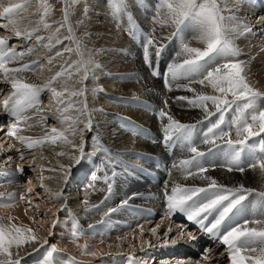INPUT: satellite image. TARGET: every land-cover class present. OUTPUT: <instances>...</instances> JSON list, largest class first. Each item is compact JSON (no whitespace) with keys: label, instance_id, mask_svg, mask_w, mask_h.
Wrapping results in <instances>:
<instances>
[{"label":"snow or ice","instance_id":"obj_1","mask_svg":"<svg viewBox=\"0 0 264 264\" xmlns=\"http://www.w3.org/2000/svg\"><path fill=\"white\" fill-rule=\"evenodd\" d=\"M28 2L29 0H24L23 3H10L4 6L0 11V17L8 20L9 25L16 28V37L23 36L26 40H31L34 33L40 30V26L45 30L52 28V25L47 23L45 19L49 16L52 6L48 4L47 0H39L41 14L37 26L30 31H21L18 22L12 17L18 11L25 10ZM235 2L238 6L240 0H235ZM80 3L81 0H63L62 20L56 22L58 26L52 35L47 37L48 43L44 45L51 51L53 47L63 43V40H68L71 43L57 51L55 57L62 58L64 53L75 52L79 59L74 62V65L65 60L64 64L61 65V70L44 84L28 82L23 77V73L35 71L39 62L34 61L32 64H24L21 67L8 66L23 57L26 52L31 53L32 49L27 48L24 52H17L14 46H8V38L0 37V73H3L5 80L10 81L13 89L11 95L3 100L5 112L15 118L8 128L7 135L22 143L27 141L28 148L44 143L55 145L62 142L69 144L79 153L78 156L70 157L77 164L85 157V142L81 139L79 144H75L69 139V134L82 136L85 129L76 127L80 123H84L88 130L92 128L93 121L86 95L88 90L86 87H82L77 91L69 92L67 88L58 91L54 84L66 73L70 76L73 66L76 73L82 74L80 83L93 75L94 69L100 67L93 58V51L84 47L75 37L70 22L71 12ZM127 9L126 0H111V14L117 22L127 13ZM83 11L85 14L87 13L86 2ZM225 11L231 12L232 9L227 7L224 0H158L154 7V15L151 18L153 24L161 28L173 29L170 35L179 38L181 41L180 51L176 54L178 59L168 66L165 87L168 91H172L174 81H187L180 87L194 95L192 97L179 96L174 99L186 101L190 107L201 109L204 113V119L209 123L206 130L202 132L200 143L208 145V153H213V155L216 154L213 150H218V153L227 163L228 171L244 172L246 167L253 169L259 167L264 171V145L260 146L259 151L262 153L260 156L254 157L243 165L241 164V154L245 150L252 153L256 151L255 146L249 145L248 141L264 133V107L260 103L264 100V92L259 91L250 82L246 71V62L238 59L241 53L234 43L237 36L250 32L251 28L240 24L234 15H224ZM128 19L131 22L132 17L129 15ZM0 27L7 26L0 24ZM61 29L67 31L63 40L57 35ZM187 30H192L195 33L194 39L202 43L203 48L192 47L184 41L182 34ZM154 31L155 29L144 36L142 44L143 60L150 68L152 67L151 50H154L155 56L159 57L163 49V45L153 34ZM129 34L133 39L137 38L136 32L131 29H129ZM35 39L41 43L45 37L35 36ZM71 44H75V48ZM53 59L54 57H49L48 62L51 64ZM65 64L67 67L64 66ZM152 75L157 76L159 73L153 71ZM194 84L210 87L213 94L197 91L192 87ZM45 90L50 91L57 103L63 105L59 109L63 122L69 121L70 118L64 115L69 110L75 111L78 115L71 118L67 128L58 130L53 127L46 131L44 137L33 139L18 135L23 130L20 125L26 123L24 113L39 104V97ZM74 97L78 99L73 100ZM163 104L164 106L157 115L162 121L164 144L171 147L173 144L179 143L185 147L187 152L191 153L189 158L182 159L174 167L182 172L185 179L196 177L208 181L204 187L185 186L177 183L171 188L170 193L166 186L164 194L169 213L176 211L183 213L188 221L199 225L203 232L218 238L220 243L226 246L230 264H264V192L257 193L260 200L258 206L255 207L260 213L259 216L254 214L251 219H244L242 222L235 220L234 218L238 214L244 212L243 201L253 190L245 189L243 186L226 188L211 177L205 176L204 173L208 171L204 165V158L207 153L199 150L195 143L197 124L179 122L168 110V101L165 100ZM209 105L214 111L210 110ZM229 112L232 113V118L226 120V115ZM212 116H217V119L212 121ZM164 121L166 123H163ZM233 130L235 131V139H232ZM2 147L3 145L0 144V148ZM57 155L63 156L65 153L58 152ZM63 167L61 165V168ZM17 171H22V169L18 168ZM92 179L97 180L98 177L94 175ZM104 182L108 184V191L110 192L111 184L107 176L104 177ZM55 195L59 198L61 193L57 192ZM19 199L24 200L26 197L21 195ZM15 202L14 194H12L7 198V203L2 206L13 207ZM127 203L125 200L122 205ZM84 204L87 208L88 201H84ZM115 211V208L109 209L104 213V216L107 217ZM210 217L211 219H209ZM13 220V217H9L7 223L0 220V264H27L25 256L32 254L29 247L33 251H38L39 247H43L48 242L47 240L41 242L32 228L23 225L18 226L12 222ZM104 222V219L99 221L101 224ZM53 227H55V222ZM139 227L142 236L143 226ZM150 231L155 234L156 228H152ZM79 232L80 230L74 226L71 233L74 240L79 239ZM180 235L183 236L184 233L181 231ZM189 238L196 239L195 236ZM26 245L29 247H25ZM83 247L86 248V246ZM87 254L97 255L94 251ZM132 259L130 256L129 260ZM36 264H76V261L72 257H62L59 254V249L50 246L43 257L36 261Z\"/></svg>","mask_w":264,"mask_h":264},{"label":"bare ground","instance_id":"obj_2","mask_svg":"<svg viewBox=\"0 0 264 264\" xmlns=\"http://www.w3.org/2000/svg\"><path fill=\"white\" fill-rule=\"evenodd\" d=\"M127 1L128 0H126V3ZM23 2L24 0H0V10L3 9L4 6L9 5L10 3H23ZM143 2L146 8L142 10V14L145 16H148V19H150L154 15V7L156 3L158 2V0H151V1L143 0ZM224 3L227 4L228 8L232 9L231 12L225 11L223 13L224 15L226 16L234 15L240 24L247 25L249 27L251 24L253 25V23L256 22L254 21L255 19H253L254 21L253 23H251L250 20L251 18H256L254 17L255 15L258 16L257 13L259 10L253 7L250 4L249 0H240L238 6L236 5L235 0H224ZM88 5L90 6V10H91L89 12V15L90 17H93L94 20L91 21L90 19H88L87 14H85L87 18H84V15H83L84 6H82L81 3L75 7L74 11H72L73 13L72 17L77 21V23L79 22L78 27H81V29H83L86 32L85 38L83 40L79 38V40L81 41L84 47L93 51L94 53L93 58L100 65V67L98 69H94L93 75H90L89 78L86 81H84V83H80V79H79L80 76H78L79 74L75 76L74 74L71 73L72 75L70 76L68 74H65L63 78H60L64 80L63 84L59 83L60 80L56 84H54V86L57 88L58 91L62 90L63 88H67L69 92L77 91L81 89L82 87H86L88 90L86 93L87 102H88V108L91 111V118H92L93 124H92L91 130H88L85 128V124L81 123V125H83L82 128L85 129L84 130L85 134H83L85 137L83 136L84 137L83 138L80 135L81 139H83L85 142L84 143L85 157L81 159L82 163L80 162L79 164H77L73 160L70 159V157L72 156L79 155V153L76 151L75 148H73L69 144H67V146L63 145L64 147H59V148L57 144L55 145L51 144L50 148L52 149H50L49 151L43 152L45 154L44 155L45 157H44V160L41 162L40 167L38 166L39 164L38 165H36L37 163L35 164V166H38L39 169H41V170H38V172H41L42 176L46 175V177H49V180L47 181L44 179L47 182L46 185L45 183H41V182L39 183L37 181L35 182V180L31 177V175H28L27 176L29 178L28 183L25 185L24 190H21L19 188H13V187L0 188V193L8 192L6 193L8 197L14 194L15 200L16 199L18 200V197H20L21 195H24L26 199L21 200V201L32 202L34 203L33 207L35 206V209H34L35 211H33V214H31V216H28V213H29L28 208L23 210L24 209L23 207L16 208L17 207L16 205H15L16 207L14 206L5 207V206H2L4 202H0V216L5 218L4 220H2L3 222L7 223L8 218L13 217L14 218V220L12 221L13 223L17 224L18 226L23 225V226L32 228L33 231L36 233V235L41 238V242H43L44 240H47V238L52 237V235L50 234H51V228L53 227V225L51 226V221L43 220V219L38 220L43 223L42 225L41 224L38 225L33 222V219L38 218V215L40 213L41 214L45 213L46 216H49L53 214L56 215L57 212H61L62 213L61 216L63 219H61L60 221L58 220V222L55 223V227H54V230L56 231L55 234L57 236L56 240L57 241L61 240L62 243L60 246H63V248H65L67 251H72L82 256H85L83 255L84 252H81L78 249L75 250L76 247H73V245L69 246L68 244L65 243L64 238L62 236L64 235V232H60V230L61 229L64 230L66 227V223H67L66 219H67L68 212H74L75 214H78L81 217L82 221L85 223L88 221H94L96 219H100L101 217H103L105 213V211L100 213V210H97L94 212L88 211V208H90L91 206L99 202V200L101 199L99 190H96L93 198L91 200H88L87 208L84 202L83 203L78 202L79 192L72 191L74 187L76 186V181L80 177L79 175L86 168V165H87L86 161L88 159V155L94 154L91 152L94 150H97V154H94V155H96L97 157L100 156V153L98 151V145L96 144V139L102 141L109 149L113 151H117L114 153L121 155V156H123L124 153H127L131 149H135L134 151H139L141 153H146V154H150V153H154L156 155L161 154V148H159V146L150 145L139 138L130 136L128 133L120 129L116 123V116L119 115L120 118L130 120L135 123L142 124L144 126H151V127L156 126L158 123H162V121L161 120L156 121L155 120L156 116L155 118L151 117L147 113H144L143 111L139 109L137 110L131 106L127 107L124 105L122 101L128 97L130 98L141 97V98H145L147 100L152 101L154 104H156L158 108H162L164 106L163 102L167 100L168 110L170 111L171 115L179 122L194 123V122H199L201 120H204V113L201 111V109L190 107L186 103V101H178L174 99L175 97H179V96L192 97L194 95L192 92L186 91L183 87H180V85L186 84L187 81L185 80L174 81L172 91H165V89L162 88L160 81H156L148 75L147 71L143 67L144 65L143 66L141 65V63L143 62L141 61L139 54H136V53H124V54L118 53L117 54V51L118 52L121 50L127 51L125 46L130 43L126 39L123 32L120 31L112 23L111 19L108 16L109 10L111 8L110 2H107L105 0H88ZM127 5H128V9L126 13L127 16L130 15L133 20L137 21L139 17L137 14L136 6L133 4L134 7H132V3L130 4L128 3ZM33 9H35V4L34 6H31V7H29V4H27L25 10L18 11L12 17V19L14 20H17V21H19V19L21 20L20 24L18 23L21 31H25V30L30 31L32 28L37 26L38 21H36L33 18L34 15H31L32 12H34ZM94 10H99L101 11V13L99 12L94 13ZM126 14L123 15V17H125ZM99 16H100V19L102 18L101 21L100 19H98ZM73 18H70V19H73ZM98 20L102 22L101 25L96 23L98 22ZM260 21H262V19ZM259 22H257L256 24H254V26H252L250 32L237 36L234 39V43L239 48L240 53H241L238 59L246 62V65H247L246 71H247V75H248L250 82L259 91L264 92V48H263L264 47V34H263L264 33V20L262 24H259ZM145 24L149 26L152 32H153V29H155L154 35L156 36V38L159 40L161 44L168 43L169 40L172 39V36L170 35V33L171 31H173V29L169 27L161 28L158 25H154L153 22L151 21L148 22V20H145ZM74 27L76 29V26ZM47 31L48 30L43 29V27L41 26L38 33L43 34L44 32H47ZM76 31L74 30L75 32L74 34L77 33ZM255 33L257 34L262 33L263 40L261 42L260 41L254 42V39H256L257 37L256 36L257 34ZM182 35H183L184 41L189 43L190 46L200 47V48L204 47L202 43H200L197 39H194L195 33L192 30H187ZM0 37H4V36L0 35ZM5 37L9 38V35L8 37L7 36ZM14 37L12 38L14 39ZM18 43H22V41H19ZM70 43L71 42H67L66 40H64L63 43L56 45L55 47L51 49V51L50 50L48 51L47 56H46L47 58L46 61H49V57H54L52 61V66L49 69L50 74H52V76L55 75L56 72L61 70V65L64 64L65 60H67L71 64L73 63L74 65V62L79 59L78 56L75 54V52L64 53V56L62 58L55 57V53L57 51L62 50L65 46L69 45ZM40 44H42V42ZM71 46L75 48L74 44H71ZM169 48L171 50L166 54L165 61H163L160 64L161 68L167 71H168V66L172 62L178 59L176 54L180 51V46L177 47L175 43H171L169 45ZM260 48H263V49L258 51ZM151 51H152V56H153L154 50H151ZM128 56H131V59ZM35 60H39V56L37 55V53L36 55L30 56V54L26 52L22 58H19L17 60L16 64L19 65V64H23L28 61L34 62ZM116 62L118 63V66L115 67L114 64ZM64 66L67 67L66 64ZM42 72L40 73L39 68H38V69H35V71L23 73V77L28 82L43 84V82H41V80L38 79V78H43V76L40 77V75H42ZM104 72L106 74H104ZM128 72H138V74L140 75V79L138 83L140 84H137L136 81H131L134 78H136L135 75H130L129 80H128V75L123 74L122 76H119L121 75L120 73L128 74ZM44 73L46 72L44 71ZM113 76H119V77L117 79L115 78L111 79ZM2 80L7 81L5 80L4 77ZM111 80H119L121 82L113 83ZM7 82H10V81H7ZM0 84H2L3 86L5 85L4 83H0ZM136 84L138 86H136ZM3 86L0 85L1 88H3ZM192 87L195 88L197 91L204 92L206 94H213L210 87H203L199 84H194L192 85ZM103 93L106 94L107 96H105ZM109 95H111L109 100H111L112 103L106 100L108 99L106 97H109ZM77 99L78 98H75V97L73 98V100H77ZM118 99H120L119 104L117 103ZM260 103H261V106L264 107V100L260 101ZM61 107H63V105L58 104V108L60 109ZM209 107H210V110L214 111L211 105H209ZM51 111L53 110L48 109L47 106L43 104L42 106L39 107V111L37 112L36 115L37 116L40 115L41 120H43L44 122L47 119H49L50 122L53 121V123L56 121V119L58 118L60 119L62 117L60 111H59L60 112L59 117L55 115L57 112L53 114ZM156 111L158 110L156 109ZM76 114L78 115V113H76L75 111L69 110L64 115L71 119L75 117ZM107 116L110 118H108ZM61 119L63 120V117ZM69 123L67 122L65 123L62 121L63 125L59 126L60 128H58V130H63L67 128ZM163 123H166V121H164ZM43 126L45 127V125ZM51 127H53L52 124H51ZM51 127L49 129H51ZM41 128H43L42 125H41ZM48 128L46 129V131L49 130ZM37 132L38 130H31V132L21 131L18 134L22 136L27 135L30 137L32 135L38 134ZM1 133L2 134L4 133L3 129L0 130V134ZM91 133H92V136L89 137ZM10 138H13V137H10ZM235 138H236L235 131L233 130L232 139H235ZM5 139L6 138H4L3 140ZM91 139H93L94 146L91 144V141H90ZM15 140L16 141H14V144L12 141H10L12 142L14 147L16 148L19 147L15 150L23 151V147L26 141L22 143L17 139ZM61 143L62 142H60V144ZM79 143H75V144H79ZM207 147L208 145H205L201 148V150H204ZM5 151L0 149V156H1V153L4 152L2 154H4V158L5 157L7 158V159L5 158L6 161L8 160L6 163L11 164V159H13V156L11 155L12 152L7 153ZM12 151H14V149ZM58 152H64L65 155L58 156L57 155ZM179 152L180 151H175V155H177ZM189 155L190 154H185L183 155V157H187ZM46 157H48V159ZM21 161L22 160L20 159L18 161V164L21 163ZM132 161H135V160H132ZM25 163L27 165L29 164L31 165L23 166V167L31 168V166L35 163V161L30 160ZM61 165H63L64 167L61 168ZM167 167H171L170 164H168ZM173 172H175V170H173ZM24 175L25 174L23 172L22 176ZM204 175L207 177H211L218 184L223 185L226 188H239L240 186H243L245 189H252L253 191H257L258 193L264 192V171H262L259 167L255 169L249 167L245 169L244 172L228 171L227 169H221V168H216L213 170L208 169V171L204 173ZM172 177H178L179 180H177L176 178H172ZM168 178H172V180L175 181L171 183L173 186L179 183L181 185L194 184V185H198L199 187H203V186H206L208 183V181L202 180L196 177H188L187 179H185L183 178V174H180V173H172L169 177H165L164 180ZM118 183H119L118 184L119 192H122L124 194L121 200H124L126 197L134 193L136 191L135 189L145 186L143 184L135 183V187L133 189L128 190L126 186L120 184L121 181H118ZM150 188H152L153 190L157 189L156 186H151ZM27 191L30 194L26 195ZM57 192L61 193L59 198H57V196L55 195ZM19 194L21 195L18 196ZM253 195L254 194H252V196ZM259 200L260 198L256 196V200L253 202V209H252L256 212L257 216H259L260 213L255 206H258ZM108 205L110 206L109 202H108ZM26 212L28 213L26 214ZM94 217H96V219ZM54 220H55V217H54ZM161 220L162 222L160 223V226H157L158 224L155 226L156 230H158L159 227L162 228L166 226L167 230L164 236L172 234V237H174V239L179 244L186 245V242L181 237L178 228L173 227L170 229L169 220L166 218L161 219ZM72 224H74V221L72 222ZM146 224L145 223L142 224L143 235H144V232L147 231L148 228L150 227V225H146ZM33 227L38 228L40 232L37 231L38 232L37 233L36 232L37 229ZM132 232H131L132 237L133 238L137 237V241L139 245H141L143 241V237H142L143 235L141 236V229L139 228ZM159 232H156V234L152 236L151 238L152 241L151 239L150 240L148 239V241L147 240L145 241V245L148 246V247L146 246L148 249L147 252L136 251L137 252L136 254L151 256L150 260H152V258L156 256V254H160L161 249H163L164 247H167L169 244L163 245V246H160L161 243L155 244L156 242L160 241L158 239ZM121 236L123 237L124 235H120V237ZM114 237H111L108 241H105V242L94 243L95 241H90L91 244L88 242L87 252L88 253L93 252V251L96 252L97 255L94 256V259H97V261H103V262L106 259V255H111L114 253L120 254L115 250V247L111 245V242L114 241ZM164 239H167V238H164ZM77 242L79 243V245L83 243V241H80V242L77 241ZM181 245L179 247H181ZM25 247H29V246L26 245ZM44 247L45 245H43V247H39L38 251H33L29 247V251H31L32 254L25 256L26 262L30 263L33 260H35L34 256ZM119 249L122 250L121 248ZM166 250L167 249L165 248V251ZM224 259L225 258H222V257L218 258L217 254L212 253L209 255V257H207L206 261H208V264H222ZM157 262H160V261H157Z\"/></svg>","mask_w":264,"mask_h":264},{"label":"rangeland","instance_id":"obj_3","mask_svg":"<svg viewBox=\"0 0 264 264\" xmlns=\"http://www.w3.org/2000/svg\"><path fill=\"white\" fill-rule=\"evenodd\" d=\"M250 1V0H249ZM47 2H48V4H50L52 7H51V11H50V14H49V16L48 17H46L45 19H46V22L47 23H49V24H51L52 25V28L51 29H48V31L47 32H44L43 34H40V33H38V32H36V33H34V35H33V39H31L30 41H31V43L29 44V46H28V48H31L32 49V51H33V49H34V51H33V55H36V53H37V55L39 56V59H41V61H42V63H40V65L42 66H38L36 69H38L39 68V71H40V73L42 72V75H40V77H42L43 76V78H38V79H40L41 80V82H43V84L44 83H46L50 78L49 77H51L52 76V74H50V67L52 66V63L50 64V63H48V61H46L47 60V58H46V56H47V53H48V51H49V49L47 48V47H45L44 45L45 44H47L48 43V41H47V37L49 36V35H52V33H53V31H54V29L58 26L57 25V23L56 22H58V21H61L62 20V16H63V14H62V8L64 7V4H63V0H47ZM85 2H86V5H87V16H88V19H90L91 21L92 20H94L93 19V17H90V15H89V12L91 11L90 10V6L88 5V0L87 1H85V0H82L81 1V4H82V6H84L85 7ZM28 4H29V7H31V6H34V4H35V9H33V11L34 12H32V14L31 15H34L33 16V18L36 20V21H39V19H40V14H41V10L39 9V0H30L29 2H28ZM84 4V5H83ZM89 6V7H88ZM37 7V8H36ZM83 7V8H84ZM37 9V10H36ZM36 12V13H35ZM101 13V11H99V10H94V13ZM72 12H71V17L70 18H73L72 17ZM84 15V18H87V16H85V13L83 14ZM96 15V14H95ZM125 17H128L127 16V14H126V16ZM254 17H256V18H251V23H253L254 21H256V22H254L253 23V25L251 24L250 25V28H252V26H254V24H256L257 22H259L261 19H262V21H260L259 22V24H262L263 23V20H264V13H262L261 15L260 14H258V16H254ZM259 18V19H258ZM74 19V18H73ZM73 19H70V21H71V23H72V26H73V28H74V30L76 31V29H77V33L75 34V37H77V39L79 40V38H81L82 40L85 38V36H86V32L83 30V29H81V27H78V25H79V22L77 23V21L74 19V21H73ZM87 19V20H88ZM98 19H100V16H99V18ZM253 19H255L254 21H253ZM257 19V20H256ZM102 20V18L100 19V21ZM17 21V20H16ZM20 19H19V21H17L19 24H20ZM99 20H98V22H96L97 24H102V22H100ZM100 22V23H99ZM148 22H150V21H148ZM3 25H6L7 27H3L2 28V30L0 29V35L1 36H7L8 37V35H9V38H11V40L13 41V43L14 44H16V46H18V48L19 47H21L22 45H23V43L26 41V39L23 37V36H21V37H19V39L15 36V31H16V28H14V27H12V25H9V23H8V20H4L3 21ZM6 23V24H5ZM75 23H76V25H75ZM74 26H76V29H75V27ZM41 27V26H40ZM20 28V27H19ZM11 31V32H10ZM14 31V32H13ZM79 32V33H78ZM2 33V34H1ZM75 33V32H74ZM84 33V34H83ZM14 34V35H13ZM38 34V35H37ZM255 34H257V33H255ZM262 34V33H261ZM261 34H257L256 36V39H254V42H256V41H262L263 40V37H262V35ZM264 34V33H263ZM11 35V36H10ZM58 36H59V38L60 39H63V37L64 36H66L67 35V32H66V29H61V31H60V33L59 34H57ZM15 36V37H14ZM35 36H43V37H45V40L42 42V44H40V43H38L37 41H36V39H35ZM82 36V37H81ZM12 37H14V39L12 38ZM19 41H22V43H18ZM64 41V40H63ZM67 42H70V41H68V40H66ZM80 41V40H79ZM37 42V43H36ZM81 42V41H80ZM75 45V44H74ZM126 47V49H127V51H125V50H121V51H117V54L119 53V54H124V53H136V54H138V51H136L133 47H131V45L130 44H128V45H126L125 46ZM45 48V49H44ZM130 48V49H129ZM264 48V47H263ZM263 48H260L258 51H260V50H262ZM25 50V49H24ZM130 50V51H129ZM128 57H130V59H131V56H128ZM79 58V57H78ZM45 64V65H44ZM73 64V63H72ZM44 65V66H43ZM133 65H134V63H133ZM141 65L143 66V63H141ZM114 66L116 67V66H118V63L116 62L115 64H114ZM75 67L73 66V68L71 69V73L72 74H74L75 76H77L78 74V76H80V80H81V75L82 74H80V73H76L75 72ZM47 70V71H46ZM44 71L46 72V73H44ZM47 74V75H46ZM66 74H68V73H66ZM104 74H106L105 72H104ZM121 75H119V76H122L123 74L124 75H128V80H129V77H130V75H135V77L136 78H134L133 80H131V81H136V83L137 84H140V83H138L139 82V79H140V75L138 74V72H128V74L127 73H120ZM51 75V76H50ZM119 76H113L111 79H117ZM47 78H49V79H47ZM1 80L3 79V77L2 78H0ZM44 79V80H43ZM61 82H60V81ZM58 81H59V83L61 84H63L64 83V80H62V79H59ZM113 83H118V82H121V81H119V80H111ZM83 83H84V81H83ZM136 84V86H138ZM59 85V84H58ZM1 88V87H0ZM10 92H11V89H10V87H9V89L8 90H5V92H4V94H2V97L0 98V100H2V99H7L8 97L7 96H10ZM6 93H7V95H6ZM50 94H52L51 92H49V95ZM104 94V93H103ZM4 95H5V97H4ZM105 96H107L106 94H104ZM110 97H111V95H109V97H106V98H108V99H106V98H104V99H106L107 101H109V102H111V100H109L110 99ZM136 97H133V98H130V97H128V98H126L125 99V101H127V100H132V99H135ZM141 98V97H140ZM53 100H55V103L53 102ZM49 101V102H48ZM124 101V102H125ZM123 102V103H124ZM1 103V102H0ZM47 103H49V104H52V106L51 107H48L46 104H44V105H46L47 106V108L48 109H50V110H53V111H51L53 114H55L56 112V114L55 115H57V117H59V108H58V103H56V99L54 98L53 99V97L52 96H49L48 97V99H47ZM112 103V102H111ZM117 103L119 104L120 103V99H118V101H117ZM54 105V106H53ZM121 106V105H120ZM54 107V108H53ZM128 107V106H127ZM126 108V107H125ZM55 110V111H54ZM137 112H139V111H137ZM77 116V114L75 115V117ZM75 117H73V118H75ZM108 117V116H107ZM62 118V117H61ZM60 118V119H61ZM108 118H110V117H108ZM56 119V118H55ZM59 118L58 119H56V121L53 123V121H51L50 122V120L49 119H47L46 121H48L49 123H45L43 120H41V116L40 115H38V116H36L33 120H31V122H33L34 124H36L37 125V127H35L36 129H34V130H38V129H40L41 128V125H42V127L44 128V126L43 125H45V126H50L51 127V124H52V126L53 127H55L56 129H58V128H60L59 126H62L63 124H62V121L60 120ZM59 120V121H58ZM61 121V122H60ZM71 121V119H69V121L67 122V123H69ZM36 122V123H35ZM44 122V123H43ZM66 123V122H65ZM40 124V125H39ZM65 125V124H64ZM78 125H79V127H78ZM76 127L78 128V129H81L82 128V126L83 125H81V123L80 124H78ZM49 127V128H50ZM53 127H51V128H53ZM43 128H41V129H43ZM48 128V129H49ZM83 129V128H82ZM50 130V129H49ZM29 132H31V131H29ZM38 133V132H37ZM4 134V133H3ZM5 134H7V133H5ZM39 134V133H38ZM83 134H85V131L83 132ZM82 134V137L84 136ZM19 135V134H18ZM25 135V134H24ZM30 135V134H29ZM70 135V134H69ZM22 136V135H21ZM27 135H25L24 137H26ZM79 136V137H78ZM92 136V133L90 134V136L89 137H91ZM131 136V135H130ZM3 137V136H2ZM1 137V138H2ZM27 137H29V136H27ZM85 137V136H84ZM83 137V138H84ZM88 137V138H89ZM0 138V139H1ZM9 139V140H8ZM69 139L70 140H72L74 143H79V141L81 140V136H80V134L78 135H70L69 136ZM77 140H79V141H77ZM7 141V142H6ZM10 141H12L13 142V144H14V141H16L15 139H13V138H10V137H7L5 140H0V144H2L3 145V147L2 148H0L1 150H6L5 152H7V153H11V155L13 156V159H11V163H15V162H17L18 163V161L21 159V156H23V159H21L22 161H21V163H19V165L21 164V165H23V166H29V165H31V164H29V165H27L25 162H27V161H30V160H34L35 161V163L31 166V168H28V167H23V171L25 172V173H27L26 175L28 176V175H31V177L35 180V182L37 181V182H41V183H45V185L47 184V180H49V177H46V175L45 176H42L41 175V172H38V170H41V169H39V167H40V164H41V162L44 160V153L43 152H46V151H49L50 149H52V148H50V145H47L45 148H42L41 150H37V151H33V152H24V151H20V150H15V149H17V148H19V147H14V145L12 144V142H10ZM91 141V144L94 146V142H93V139H91L90 140ZM62 144V143H61ZM61 144H60V142H58V144H57V146H58V148L59 147H64V146H67V144H62V146H61ZM64 145V146H63ZM14 149V151H12L13 149ZM132 151H134L135 149H131ZM16 151V152H15ZM92 151V150H91ZM94 151H96V152H94ZM94 151H92L91 153H94V154H97V150H94ZM113 151V150H112ZM113 152H117V151H113ZM131 152V151H130ZM2 153H4V152H2ZM1 153V157H4V154H2ZM6 153V154H7ZM43 153V154H42ZM128 153H129V151L127 152V153H124L123 154V156H126V155H128ZM6 158V157H5ZM5 158H3L2 160H4V162L6 163L7 161H6V159ZM19 158V159H18ZM47 159H48V157H46ZM87 161H88V159H87ZM86 161V162H87ZM25 163V164H24ZM37 163V164H36ZM82 163V162H81ZM35 164L36 165H38V166H35ZM35 166V167H34ZM36 168V169H35ZM35 173H34V172ZM46 181H45V180ZM74 186V185H73ZM22 190V189H21ZM24 190V189H23ZM79 192V191H78ZM95 192H96V190H94L93 192H91V193H87V194H83V193H80L79 192V197H78V202L79 203H83L84 201H82L81 199H83V197H84V199H89V196H94V194H95ZM1 194H4V195H6V193L5 192H2ZM27 194H30L29 192H27ZM26 194V195H27ZM78 195V194H77ZM16 196V195H15ZM93 198V197H92ZM16 202H15V204H14V207H16V208H18V207H23L24 209L23 210H25L26 208H28V212H26V214L28 213V216H31V214H33V211H35L34 209H35V206L33 207V204L34 203H32V202H28V201H21V199H19V197H18V200L16 199L15 200ZM88 201V200H87ZM16 205V206H15ZM31 206V207H30ZM30 209V210H29ZM100 210V209H99ZM88 211H90V210H88ZM31 212V213H30ZM100 213H102V212H100ZM30 214V215H29ZM61 212H57L56 213V215H49V216H46V214L44 213V214H39L38 215V218H34L33 219V222L34 223H36V224H38V225H42L43 223L41 222V221H38L39 219H43V220H49V221H51V226L53 225V223L55 222H58V220L60 221L61 219H63L62 218V216H61ZM42 217H41V216ZM54 217H55V220H54ZM3 218V219H2ZM5 218L4 217H1L0 216V220H4ZM160 219H156V220H153L152 222H147V224L146 225H150V227L148 228V230L147 231H145L144 232V235L142 236L143 237V241H142V243H141V245H139V243H138V241H137V237H132V231H134V230H137V229H134V230H132V231H130V232H128L126 235H124L123 237L121 236L120 237V235L119 236H115L114 237V241H112L111 242V245H113L114 247H115V250L118 252V253H125V252H131V253H137L136 251H138V252H142V251H144V252H147V245H145V241L147 240L148 241V239L150 240L151 238H152V236H154L155 234H153L151 231H150V229H152V228H156L155 226L157 225V226H160V221H159ZM158 222V223H157ZM171 228H173L172 226H170ZM33 228H36V227H33ZM140 228V227H139ZM138 228V229H139ZM170 228V229H171ZM37 229V230H36ZM35 230H36V232L38 231V232H40V230L38 229V228H36ZM166 230H167V228H166V226L165 227H162V228H158V230H156V232H159V237H158V239L160 240L159 242H156L155 244H157V243H160L161 242V244H160V246H163V243H162V241H164V242H166V241H170L171 240V235L170 236H164L165 234H166ZM37 232V233H38ZM132 232V233H131ZM56 231L54 230V227H52L51 228V234L50 235H52V237H50V238H47V240L48 241H51V242H56L57 240H56V238H57V236H56ZM126 237V238H125ZM40 238V237H39ZM164 238H167V239H164ZM40 240H41V238H40ZM43 241V240H42ZM122 241V242H121ZM132 241V242H131ZM151 241H152V239H151ZM150 241V242H151ZM110 242V241H109ZM149 242V243H150ZM66 243V242H65ZM113 243V244H112ZM133 243V244H132ZM144 243V244H143ZM66 244H68L69 246H72L73 245V247H76V249L75 250H77L79 247V243L78 242H72V243H66ZM115 244V245H114ZM45 246H47V244H44ZM121 245V246H120ZM131 245H133V246H131ZM145 245V246H144ZM165 245H167V244H165ZM119 246V247H118ZM131 246V247H130ZM135 246V247H134ZM147 246V247H146ZM134 247V248H133ZM119 248H121L122 250H120ZM115 254V253H114ZM117 254V253H116ZM80 256V255H79ZM89 256H91V257H89ZM109 257H110V255H106V259H105V261H107L108 259H109ZM83 258V257H82ZM84 258H86V259H88V260H90V261H92V260H94V261H96V262H99V263H104L103 261H97V259H94V256H92V255H87V257H84ZM157 262V261H156ZM27 264H30V263H27ZM222 264H230V261H226V258L224 259V261H223V263Z\"/></svg>","mask_w":264,"mask_h":264}]
</instances>
